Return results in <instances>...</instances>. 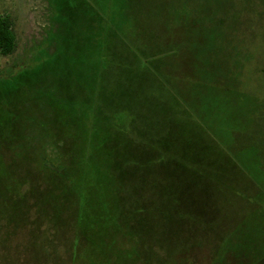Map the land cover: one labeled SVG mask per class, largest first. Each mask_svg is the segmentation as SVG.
<instances>
[{
    "label": "rangeland",
    "instance_id": "374dc122",
    "mask_svg": "<svg viewBox=\"0 0 264 264\" xmlns=\"http://www.w3.org/2000/svg\"><path fill=\"white\" fill-rule=\"evenodd\" d=\"M0 15V264H264V0Z\"/></svg>",
    "mask_w": 264,
    "mask_h": 264
},
{
    "label": "trees",
    "instance_id": "16d2710c",
    "mask_svg": "<svg viewBox=\"0 0 264 264\" xmlns=\"http://www.w3.org/2000/svg\"><path fill=\"white\" fill-rule=\"evenodd\" d=\"M56 11L59 13L57 8H56ZM56 18H57L56 16H53V18L51 17L54 24H57V22H60V21H56ZM57 34L50 33L49 34V36L51 37L50 41L52 39L56 41L55 37ZM16 49H17V38H16L15 31H14L13 21L8 16L0 15V57H8L12 55L16 51ZM44 53L45 51H43L41 54H44Z\"/></svg>",
    "mask_w": 264,
    "mask_h": 264
}]
</instances>
